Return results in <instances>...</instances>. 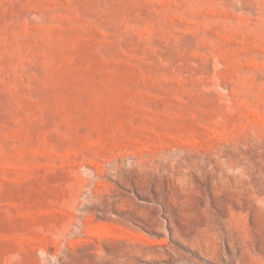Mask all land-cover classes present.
Segmentation results:
<instances>
[{"label": "rangeland", "instance_id": "rangeland-1", "mask_svg": "<svg viewBox=\"0 0 264 264\" xmlns=\"http://www.w3.org/2000/svg\"><path fill=\"white\" fill-rule=\"evenodd\" d=\"M0 264H264V0H0Z\"/></svg>", "mask_w": 264, "mask_h": 264}]
</instances>
